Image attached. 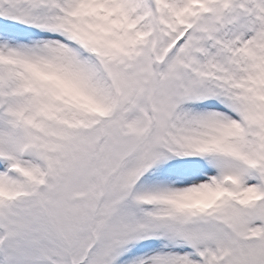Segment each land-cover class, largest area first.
Listing matches in <instances>:
<instances>
[{
    "label": "snow or ice",
    "instance_id": "snow-or-ice-1",
    "mask_svg": "<svg viewBox=\"0 0 264 264\" xmlns=\"http://www.w3.org/2000/svg\"><path fill=\"white\" fill-rule=\"evenodd\" d=\"M0 264H264V0H0Z\"/></svg>",
    "mask_w": 264,
    "mask_h": 264
}]
</instances>
